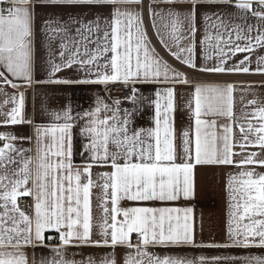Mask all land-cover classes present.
Segmentation results:
<instances>
[{
    "label": "snow or ice",
    "instance_id": "1",
    "mask_svg": "<svg viewBox=\"0 0 264 264\" xmlns=\"http://www.w3.org/2000/svg\"><path fill=\"white\" fill-rule=\"evenodd\" d=\"M41 8L73 11L42 13ZM92 8L108 11H83ZM253 18L255 23H250ZM38 35L47 53L48 79L37 84L170 86L150 101L154 127H133L135 109L121 116L119 100L109 105L97 95L94 108L74 115L69 104L51 113L57 122L35 126V157L32 148L17 146L32 137L0 132V264H205L204 256L188 259L150 251L198 244L191 207H120L122 200L192 198L197 166L239 169L227 175V241L214 246L264 249V100L256 97L264 84L239 87L242 107L251 110L237 119V85H193L155 47L159 43L195 72L264 75V55H257L264 49V0H0V95L5 97L0 126L32 125L24 114L25 93L9 94L4 86H32ZM241 53L244 57L237 59ZM65 70L82 75L57 78ZM178 84L193 85L187 106L195 120L194 140L183 131L179 154L174 119ZM130 92L136 102L137 89ZM245 92L254 96L246 103ZM202 117H223L229 123L219 125L218 132L215 119ZM74 134L87 140L78 152ZM74 154L82 165L75 164ZM94 168L110 170L97 172L94 180ZM94 188L99 189L98 218ZM27 197L32 202L22 208ZM85 248L106 251L86 257L82 251L69 252ZM40 249L52 255L37 258ZM78 255L83 258L76 259ZM211 260L264 264V255Z\"/></svg>",
    "mask_w": 264,
    "mask_h": 264
},
{
    "label": "crops",
    "instance_id": "2",
    "mask_svg": "<svg viewBox=\"0 0 264 264\" xmlns=\"http://www.w3.org/2000/svg\"><path fill=\"white\" fill-rule=\"evenodd\" d=\"M232 10V9H230ZM40 11L44 12H69L72 9L63 8H41ZM80 11V9H76ZM85 13H96L97 11L107 13L108 9H83ZM92 15H87L86 19H92ZM250 23H255L254 18L249 21ZM151 31V30H150ZM202 38V33L197 34V39ZM43 40L42 35L37 37V52H36V62L33 71V84L31 87H20L19 89H13L10 85L4 86L5 90L9 93H15L17 91L25 93V109L24 114L27 119L32 120V125H16V126H0V132H12L18 136L32 137L31 142L28 140H22L17 142L18 147L32 148L33 151L31 155L35 157L36 141L34 136V128L37 125L47 126L51 123L57 121L51 115L52 112H60L67 105H71L73 109V114L77 112H82L84 110L92 109L95 107V102L97 95L102 98L105 103L112 105L114 103L103 88V84H55V83H39L36 81H45L48 79L47 64L45 63L47 53L46 50L40 46V41ZM155 43V37H153ZM58 45V42H57ZM155 47L159 52L160 56L164 60L168 61L173 67L178 70L187 73V75L192 79L193 85L196 83L201 84H219L224 85L232 83L238 86V90L234 95L236 96L235 112L237 119L240 118L242 111H248L251 109H244L239 101L241 92L239 91L240 86L246 85H261L264 84V75L259 74H244V73H225V74H215V73H200L189 69L187 66L182 65L179 61H176L171 55L167 53L165 49L159 44L155 43ZM199 54V46H198ZM244 53L238 54L237 59H242ZM257 55H264V49H259ZM256 55H253V61H255ZM197 63H203L201 59L197 60ZM207 63H212L208 61ZM231 64L232 61H229ZM253 68L255 63H253ZM82 75L81 73H76L71 70H65L61 73H57V78H75ZM10 79L14 78L9 77ZM137 85V101L126 99L120 100L119 108L121 109L120 115L123 116L124 110H136L134 115L135 124L133 127H154V114L155 107L150 103L151 100L156 99L155 93L157 91L163 92L164 88L170 85L165 84H154V83H136ZM193 85H176V111L174 113L175 119V130L177 136V150L178 154L180 152V137L182 132L187 130L190 132V138L194 140L195 134V120L193 116V111L187 105L190 100H192V87ZM245 103L249 99H253V93L245 92ZM256 97L260 100H264V87L258 89ZM4 96L0 95V102L4 100ZM163 103V101H162ZM12 107L9 104L6 110ZM194 109V102H193ZM203 119H215L217 121V131H221L219 125L224 123H229L226 118L223 117H202ZM3 117L0 116V121ZM80 123H83L81 121ZM239 136L237 127V137ZM87 140L78 134H74V150L78 152L81 143H86ZM238 151V149H236ZM73 160L75 164L82 165V158L79 155L74 154ZM107 168H94L93 169V179H97L96 173L109 171ZM258 171L261 169H257ZM239 171L231 166H197L195 169V191L194 196L189 199L181 198L178 201H167V202H133L128 200H122L120 202L121 208L127 207H177V208H187L191 207L193 209V216L195 219V238L198 242L197 245H186L183 247H170L161 248L155 247L150 248V251L155 252L160 255H181L188 259H197L200 256L206 257L205 264H213L211 258L214 256H229V255H264V249L251 248L242 249L236 247H215L214 245H219L227 241V222H228V193L226 191V181L229 172L235 173ZM99 194V189H93V208L94 217H99V212L96 211V195ZM29 198V197H27ZM133 239H135V234H133ZM72 251L84 253L87 255H103L106 250H100L95 248H85V249H69ZM120 257L124 255L123 250H119ZM32 251L29 250V256L32 257ZM43 254L45 256H51L52 253L48 249H40L36 251V257ZM76 259H81L83 257L76 256ZM223 264H230V262H223Z\"/></svg>",
    "mask_w": 264,
    "mask_h": 264
},
{
    "label": "built area",
    "instance_id": "3",
    "mask_svg": "<svg viewBox=\"0 0 264 264\" xmlns=\"http://www.w3.org/2000/svg\"><path fill=\"white\" fill-rule=\"evenodd\" d=\"M137 89V85L128 84L123 85L122 83L109 84L107 86L103 85L104 90L107 92L109 98L113 101L116 100H126L130 99L132 88ZM32 202V198H22L21 207L25 208V205ZM26 211H31L30 209H25Z\"/></svg>",
    "mask_w": 264,
    "mask_h": 264
}]
</instances>
